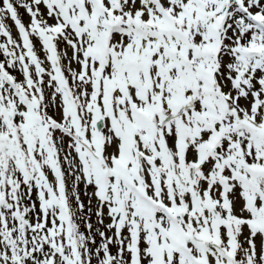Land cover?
I'll return each instance as SVG.
<instances>
[{"label":"snow or ice","instance_id":"6c2138e0","mask_svg":"<svg viewBox=\"0 0 264 264\" xmlns=\"http://www.w3.org/2000/svg\"><path fill=\"white\" fill-rule=\"evenodd\" d=\"M0 264H264V0H0Z\"/></svg>","mask_w":264,"mask_h":264}]
</instances>
